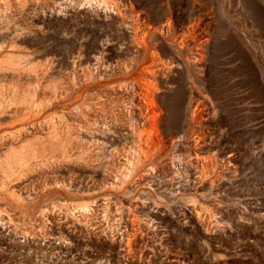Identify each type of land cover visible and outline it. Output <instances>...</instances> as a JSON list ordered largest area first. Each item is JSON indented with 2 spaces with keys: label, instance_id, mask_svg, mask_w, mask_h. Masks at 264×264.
<instances>
[{
  "label": "bare ground",
  "instance_id": "6f19581e",
  "mask_svg": "<svg viewBox=\"0 0 264 264\" xmlns=\"http://www.w3.org/2000/svg\"><path fill=\"white\" fill-rule=\"evenodd\" d=\"M228 7L0 0V254L138 264L140 208L203 239L211 208H256L264 64Z\"/></svg>",
  "mask_w": 264,
  "mask_h": 264
},
{
  "label": "rangeland",
  "instance_id": "374dc122",
  "mask_svg": "<svg viewBox=\"0 0 264 264\" xmlns=\"http://www.w3.org/2000/svg\"><path fill=\"white\" fill-rule=\"evenodd\" d=\"M228 2V29L230 28L229 30H233L234 25L235 29L239 26L240 32H243V34L245 35L251 36L255 41V44L257 42L256 45L259 48L258 57L259 59L261 58L260 61L264 64V0H228ZM236 19L240 21L237 22V24ZM246 82L248 81H245L244 83ZM252 97L253 100H255L253 104L257 107H261V109L259 110L260 116L255 121L257 128L256 133L254 132V134L251 131V133L249 132L248 135L246 134V138H251L258 141L259 143H264V103H260L259 101L262 100H260L259 98L257 99L254 96ZM247 111L249 114H251L249 109ZM263 164L264 163L261 164V167L259 169H255L260 171L249 172L251 170L245 169L244 174V191L245 193H248L247 196L250 198L251 201H253V199L255 200L253 201V205H257L256 208H211L213 209L212 211H209L210 214L212 213L211 219L214 220V222H217L220 226L218 225L217 228L219 229H214L213 232H211L212 235H208V237H206L205 239L199 237L198 235L195 236L196 234L193 232V229L189 226L184 225L183 229L179 226L172 225L168 221H160L159 219L155 218L154 220L156 222L158 221L159 223H157V225L154 221L153 226H150V228L153 229L152 231L145 225L146 220L144 219L145 217L148 218L146 214H148L149 211H147L146 208L138 209L139 213L135 212L134 217L138 215L137 218L141 222V227L144 232L140 231L141 229L138 231L141 233V235L140 233L137 234L138 241L135 243L134 246V250L137 249V251H133L136 256L134 255V253L131 254L134 261H137L138 264H264V184H262V182H264ZM248 176L249 178H247ZM253 179L254 181H252ZM260 183L261 185L259 187ZM253 185H256L257 189L252 190L254 188ZM250 186L251 188H249ZM258 188L263 191H261L260 189L258 190ZM250 190L251 192L249 193ZM258 204L260 205L258 206ZM124 212H126V210H124ZM140 212L144 214L145 217L144 215L140 214ZM138 219H136L135 222H137ZM142 219L145 221H142ZM142 224L145 228L142 226ZM154 227H156V229ZM157 228H159L161 232ZM190 230L192 232H190ZM165 231L168 232L165 233ZM154 232L158 233H156L155 235ZM152 233L154 235H152ZM147 234H151L149 235L150 239ZM187 234L189 235L187 236ZM142 236L143 240L141 238ZM159 240L161 242H159ZM158 244H160L159 249L157 248ZM142 249H144L146 253L142 251ZM10 251L11 250H8L9 253L3 252L0 254V264H45L44 258L42 256H37L38 258L34 257L38 259L36 260L33 259V257H26L20 255L18 252L16 253H18L19 255L13 253V251H11L10 253ZM92 251V256L85 255L84 257L74 259L64 257L58 258L57 261H53V264H120V262L117 263L118 261H115V259H112V257L109 260L107 252L103 250L101 246H98ZM166 251L169 252V255L167 257L169 259H166L165 255H163L164 252L166 253ZM202 251H204L205 253L203 254ZM138 253H141V255L139 256ZM170 259H173V261H171ZM48 260L49 259L45 260V262H47ZM121 264H128V262H124Z\"/></svg>",
  "mask_w": 264,
  "mask_h": 264
}]
</instances>
